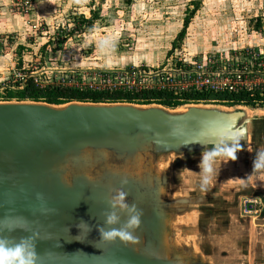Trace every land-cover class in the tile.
<instances>
[{"label":"water","instance_id":"95a60500","mask_svg":"<svg viewBox=\"0 0 264 264\" xmlns=\"http://www.w3.org/2000/svg\"><path fill=\"white\" fill-rule=\"evenodd\" d=\"M179 108L0 101V220L23 217L30 228L0 235L19 241L39 232L38 264H264L252 245L253 233H264V170L253 168L264 151V114ZM213 148L223 154L202 188L201 154ZM233 168L240 175L226 174ZM117 188L143 211L136 243L106 242L98 231L108 228ZM245 199L259 200V215L242 214Z\"/></svg>","mask_w":264,"mask_h":264},{"label":"rangeland","instance_id":"374dc122","mask_svg":"<svg viewBox=\"0 0 264 264\" xmlns=\"http://www.w3.org/2000/svg\"><path fill=\"white\" fill-rule=\"evenodd\" d=\"M105 4V0L85 4L88 18L94 16L91 10L99 13L92 29L80 23L81 15L76 9L79 4H75L59 22L31 24L28 37L2 34L0 93L17 90L16 84L23 85L28 78L44 87L126 90L133 85V80L124 76L130 68L153 70L168 66L172 57L175 59L171 63L176 64L179 59L198 61L209 55L217 56L219 63L234 64L236 56L241 57L245 51L264 49V0H112L106 8ZM8 6L15 12L12 0ZM196 6L183 40L174 47L185 18ZM73 30L74 34L67 39ZM137 58H150L152 65L141 61L137 66H129ZM260 80L264 83V76ZM262 83L258 86H263ZM183 95L175 94L180 98ZM255 104L238 106L264 114V99L255 100ZM188 105L227 106L215 101L189 102L178 110H185ZM241 172L242 169L233 168L226 174L232 177ZM249 172L246 171V176ZM252 238L253 252L264 251V233L254 232Z\"/></svg>","mask_w":264,"mask_h":264},{"label":"built area","instance_id":"2783aa9c","mask_svg":"<svg viewBox=\"0 0 264 264\" xmlns=\"http://www.w3.org/2000/svg\"><path fill=\"white\" fill-rule=\"evenodd\" d=\"M35 2L36 0H12L13 11L28 13L33 9ZM0 36H2L1 33ZM244 53L241 57L236 56L234 64L219 63V59L215 55L190 62L179 59L176 64H172L171 62H174L175 59L172 57L170 61L168 60V66L162 68L153 70L141 68L143 71H140V68L130 69L124 76L126 79L133 80V85H128L126 90L122 88L110 89L131 93L158 90L174 94L256 92L260 97L259 100H263L264 83L260 79L264 76V49H250ZM104 80H107V77ZM261 83L263 86H258ZM91 89L105 91L98 88ZM261 209L262 206L257 199L243 201L242 214L244 216H257Z\"/></svg>","mask_w":264,"mask_h":264},{"label":"clouds","instance_id":"9594fccd","mask_svg":"<svg viewBox=\"0 0 264 264\" xmlns=\"http://www.w3.org/2000/svg\"><path fill=\"white\" fill-rule=\"evenodd\" d=\"M237 150H239L238 144L232 148V152L229 155L234 157ZM222 154L217 152L216 148L202 152L198 165L201 171L202 188L210 184L215 174L214 165L218 157ZM253 168L254 171L264 170V151L257 154ZM127 183V178H124L122 184L126 185ZM37 199L43 202V194L38 193ZM108 204L110 210L104 216V223L108 228L98 226L101 239L106 242H115L119 239L125 244L136 243L138 237L134 233L141 226L142 209L138 208L136 204L129 203L128 193L123 188L114 190V193L108 200ZM42 211L49 212L52 210L42 208ZM121 213L127 214V219L123 223H121ZM116 225H120V227H114ZM82 226L86 227L88 232L91 231L90 226L85 222L77 225L81 230ZM16 229L30 231L28 222L23 217L6 215L0 220V232L5 230L11 232ZM38 239H41L39 232L22 237L19 241L0 235V264H38L40 261V256L36 251V242Z\"/></svg>","mask_w":264,"mask_h":264},{"label":"trees","instance_id":"16d2710c","mask_svg":"<svg viewBox=\"0 0 264 264\" xmlns=\"http://www.w3.org/2000/svg\"><path fill=\"white\" fill-rule=\"evenodd\" d=\"M196 9L189 13L185 18L184 27L178 34L176 41L173 43L174 47L177 42L183 40L186 29L189 26L191 19L196 14ZM81 24H86L88 28L92 29L94 23L99 19V15L94 13L90 19L85 18L83 15L79 16ZM260 27V22L258 24ZM70 32L67 34V39L74 34ZM131 69V68H130ZM17 90L7 89L6 93H0V99L4 101H36L46 102L53 105H63L68 102H92V103H134L140 105L158 104L171 109H177L189 102H221L227 106L246 105L255 106V100H259V95L255 93L241 92L235 94L229 93H184L181 98L175 96L174 93L169 91L158 90H143L141 92H124V91H99L91 88L81 89L73 86H41L34 78H28L24 84L17 83ZM22 85V86H21ZM22 88H21V87ZM254 95V96H252Z\"/></svg>","mask_w":264,"mask_h":264},{"label":"crops","instance_id":"0c3cea01","mask_svg":"<svg viewBox=\"0 0 264 264\" xmlns=\"http://www.w3.org/2000/svg\"><path fill=\"white\" fill-rule=\"evenodd\" d=\"M96 0H36L33 9L28 13H15L9 9L8 3L10 0H0V33L1 34H25L28 37V30L31 29V24H39L40 22L48 23L49 25L54 24L56 21L63 19L66 12L73 7L75 4H79L77 7V12L88 18L87 12H84L87 7L85 4H89ZM112 0H105V5L107 7ZM91 10L90 14L96 13ZM105 13V9L103 10ZM99 14V13H98ZM104 15V14H102ZM101 17H104L102 16ZM90 19V18H88ZM25 39V38H24ZM22 40V39H21ZM165 57V56H164ZM147 60L135 59L130 61L129 66H137L141 61H144L146 65H152L149 61L150 58H145Z\"/></svg>","mask_w":264,"mask_h":264}]
</instances>
